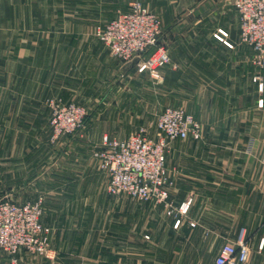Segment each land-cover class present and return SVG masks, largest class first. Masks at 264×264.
Instances as JSON below:
<instances>
[{
    "label": "crops",
    "instance_id": "crops-1",
    "mask_svg": "<svg viewBox=\"0 0 264 264\" xmlns=\"http://www.w3.org/2000/svg\"><path fill=\"white\" fill-rule=\"evenodd\" d=\"M131 1L0 0L1 180L25 183L19 192L26 197H43V222L54 228L47 254L22 252L20 264H215L220 247L241 233L250 247L243 264H264V70L258 89L233 0H140L159 16L158 44L170 55L158 86L186 102L194 90V113L206 123L204 141L175 139L167 150L168 200L186 206L178 230L163 206L121 198L116 241L106 238L107 175L93 152L104 135L122 139L138 126V116L125 113L144 77L132 64H119L116 113H102L97 124L52 142L47 126L19 124L43 117L45 97L76 93L93 80L109 90L115 58L91 25Z\"/></svg>",
    "mask_w": 264,
    "mask_h": 264
},
{
    "label": "built area",
    "instance_id": "built-area-1",
    "mask_svg": "<svg viewBox=\"0 0 264 264\" xmlns=\"http://www.w3.org/2000/svg\"><path fill=\"white\" fill-rule=\"evenodd\" d=\"M232 5L238 17L239 40L250 50L251 63L256 69L253 81L261 89L264 0H233ZM160 28L159 16L140 0H133L127 9L116 11L95 35L121 63L132 64L137 73L146 72L154 79H162L163 69L170 64V55L158 44ZM70 116L68 127L56 126V133L75 129L80 115L73 112ZM153 132L151 135L147 129L140 128L122 139L102 137V147L93 156L107 175L105 191L109 195L167 204L171 184L166 168L169 143L175 139L199 138L201 129L192 114L180 107L167 106L158 114ZM39 203L0 202V264H18L22 251L44 255L48 229L40 222ZM249 251L241 233L235 244L224 243L220 247L215 264H243Z\"/></svg>",
    "mask_w": 264,
    "mask_h": 264
},
{
    "label": "rangeland",
    "instance_id": "rangeland-1",
    "mask_svg": "<svg viewBox=\"0 0 264 264\" xmlns=\"http://www.w3.org/2000/svg\"><path fill=\"white\" fill-rule=\"evenodd\" d=\"M106 22H95V23L93 22L91 25L92 35L96 37L95 35L96 30L102 25H104ZM114 63L116 65L114 67L115 72L112 71L110 68L108 71V76H107V87L109 90L105 89L106 86L104 88H100L98 85H95L94 80L92 79L93 81H91V84L89 86L86 85V86L77 88L76 93H72L70 91V92H63L59 96L45 97L43 101V109H42L44 111L43 117L40 119H28V121L22 119L21 123L19 124H28V125L33 124V125L47 126L50 129V134L47 135V137H48V140L52 142L62 137H67L68 135L74 133L77 129L85 125L91 124L92 122L94 124H97L100 121L99 116L106 111H110L113 114L116 113V102H115V96H114L115 89L113 86L115 85V80L117 79V77H119L117 72H118L119 64L121 62L115 58ZM250 63H251V55H250ZM253 69L254 71L256 70L254 67ZM139 74L140 75L144 74V77L142 78V82H140L138 90L134 93V96L132 98L133 99L132 101L133 109L132 111L130 110L125 111V113L131 112L132 114L138 116V126L135 127L133 130H131V132L137 129H140V128H145L151 135L152 134L154 135L152 126L158 114L161 112L163 108L167 106H174V107H180L184 111L192 114L201 129V136L199 138L194 139V138L188 137L187 139H181V140L182 141H194V142L204 141L205 139L204 128L206 126V123H204V121L201 118H198L194 113L195 112L194 110L195 103L193 101V91L194 90L188 88V95L190 98L188 99V102H186L180 99L181 96H179L178 92L172 93L168 91V93L166 94V91L164 92L163 90L160 89L158 84L161 83L160 81H162L163 78L154 79L146 72H142ZM253 76H252V81H253ZM152 82H155V84H157L155 86V90H153ZM107 97L109 98L106 99ZM122 111H123L122 108H120L118 112H122ZM73 112L79 113L80 115V117L78 118V122H76L77 126L75 127V129L68 133H62V132L59 134L56 133L55 131L56 126L65 127V128L68 127V124L71 123L69 121V117H71L70 115H72ZM6 136L7 135L0 134L1 143L5 141ZM115 136L117 135H112L111 137L115 138ZM3 157H4V153L0 151V202L9 200V201L17 202V203H20L23 201L30 202V203H37L40 201L39 203L41 207L40 222L42 223L44 227L48 229V232H47L48 245H47V250L44 253V255H46L47 252L50 250L51 239L54 233L53 231L54 228L51 227L52 225L51 226L45 225L43 222V217L46 213L45 200L41 196L26 197L25 195L21 194L19 190L21 187L25 186V183H23V186H22V184L17 183V182L11 183V182H5L1 180L3 178V170H4ZM167 172H168V169H167ZM168 178H169V174H168ZM171 186H172V183L169 184V188ZM10 189H12V191H8ZM107 195L109 197L108 199H105L107 200V203H106V212L104 214L105 216L104 219H106L107 226H108L106 230V238L108 241H116V238H117L116 229L118 225L117 223H119V222H116V219H117L116 211H117V205L119 203L118 200H121V198L127 199L131 201L133 204H135V206L144 205V203L146 202L134 200L132 198L125 197V196L115 197V196L109 195L108 193ZM147 202H152L154 205H157V206L159 205L163 206L165 209V212H164L165 215L169 217L170 220L172 221V227L175 230L179 229L178 227L181 222L180 215L184 213L186 209L185 210H183V208L180 209L181 205L177 207L173 206L169 202L168 199H167V204L157 203L155 201H147ZM93 203L94 202H92V205H94ZM50 217H51V220L54 221V217L52 216ZM124 217L125 219L128 218L127 220H129L131 217V214H125ZM190 223H193V226H195V222L193 221L189 222V226L193 227L192 225H190ZM74 233H77L75 234L74 239H76V241H81V238H82L81 235L84 234V231L82 234V232H79V230L77 229L74 231ZM76 235H79V236H76ZM143 237L147 241H161L158 235H153V238L151 239L150 235H146V233H143ZM172 241H180L178 234L175 232H173ZM22 252L28 253L26 251H22ZM30 255L44 256V255H36V254H30ZM18 264H20L19 255H18Z\"/></svg>",
    "mask_w": 264,
    "mask_h": 264
}]
</instances>
